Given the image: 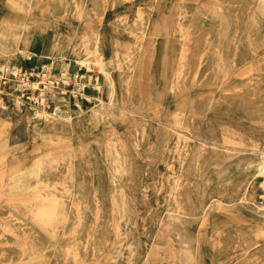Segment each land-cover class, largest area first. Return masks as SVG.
Masks as SVG:
<instances>
[{"label":"rangeland","instance_id":"1","mask_svg":"<svg viewBox=\"0 0 264 264\" xmlns=\"http://www.w3.org/2000/svg\"><path fill=\"white\" fill-rule=\"evenodd\" d=\"M97 37L113 103L74 66ZM6 63L0 264H264L258 155L222 144L264 129V0H0ZM57 105L69 121L34 114Z\"/></svg>","mask_w":264,"mask_h":264},{"label":"bare ground","instance_id":"2","mask_svg":"<svg viewBox=\"0 0 264 264\" xmlns=\"http://www.w3.org/2000/svg\"><path fill=\"white\" fill-rule=\"evenodd\" d=\"M21 1H23V0H21ZM31 2H33V1H31ZM41 10L43 11V9H41ZM141 34H142V36H144L145 35V31H141ZM98 36H100V35H98ZM62 38H63V41H65V43L70 44V39L71 38H70V35L67 33V31L65 32V34H63V37ZM81 43L84 46L87 43V41L84 40V41H81ZM55 48H57V47H55ZM74 48L72 50L75 52V55L77 56L76 59L73 60V61L77 62V64L74 65V66L76 68L77 67L83 68L85 70V72H86L85 74H87V77H90V71H92L93 68H97L98 71H99V73L102 74L103 79L100 80L99 77H96V83L94 85V89L96 90V93L97 94H101L102 91H103V89L106 86V83L108 82L109 85H110L108 87H111V89H110L111 90V93H110V96H108V97H110L109 98L110 102L113 103L112 95L115 94V92H116V84H115V79H114V76H113V73H112L111 70H112L113 67H118L119 66L118 65L119 64V61L117 59H116V62H115V60H113L114 57L115 58L117 57V53H114V55L112 57V54H110V52H106L103 49V47H102L101 37H97L96 40L93 42V44H91V47L84 46L83 49H84V52L85 53H84V55L81 58H80V55H78V51L82 47H80L78 45H75ZM185 51H186V49H184L181 54H183ZM114 52H116V50ZM20 54L24 58H27V59L30 57L29 50L28 51L27 50H21L20 51ZM131 54H132V50L130 48V50L128 51V53L125 55L127 57V59H129V57L131 56ZM181 57L183 59L185 57V55H181ZM68 63L69 62L67 60H65V59H61V61H60V76H61V80H62V82H63L64 85H66L69 82V80H70L69 79V76H68V73H67V71L69 69ZM44 68L46 69V68H48V66L47 67H44ZM22 72H23V70H22ZM7 73H11V74L17 75V74H20L21 71H19V67L11 66V64L6 63L3 66H0V78L3 75L7 74ZM178 74H181V73H178ZM24 79H21V83L22 84L19 85L20 88L21 87H24V86H29V87H32L34 89V88H37L39 86V83H30L28 81H25ZM90 79H91V77H90ZM42 82L45 85L44 89L48 90V92H50V94H51V96H53V98H57L56 95H55V92L51 89L52 82L48 78L47 73H45L42 76ZM74 86L72 87L73 89H76L77 91H81L82 92V95H86L85 94V88H86L87 85L85 83L84 84L78 83L77 82V78H75ZM74 92L75 91H73V93ZM45 95H46L45 91L42 90L41 99H43V97ZM60 100H63V98H61ZM98 103L101 106L103 105V103H102V101L100 99H99V102ZM20 104H21L20 98L19 97H15V105L19 108L20 107ZM74 108L78 112H81L83 107H82L81 104H79L76 101V103L74 105ZM60 111H61V108H60L59 105H57L55 112L52 113V114H49V113H47V112H45L43 110H39L37 108L35 109L34 114L36 116L44 119L45 121H52V123H54L55 122V119H58V118H60L61 120H65V121H69V119H71V116H72L70 114L71 110L69 111V114L67 113L66 116H64V117L61 114H59ZM258 131L260 132V134H259V139L256 140V141H253L252 140L251 142H247V141L233 139V138L230 137V138H227L226 140H224L222 144L224 146L229 147V148H232V149H246V150H251V151L257 153L258 158H259V167H258V173H257V176L260 177V180H259V190H260V193L262 194L261 196L264 199V144L262 145V142H264V129H260ZM34 161H36V159ZM35 164H37V163H35ZM35 184H36V181H35ZM10 189L13 190V188H10ZM27 191H29V190H27ZM178 212H179L178 210L175 211V213H177V214H178ZM235 222H237V221H235ZM254 244L255 243L249 244L248 245L249 248L252 247Z\"/></svg>","mask_w":264,"mask_h":264}]
</instances>
